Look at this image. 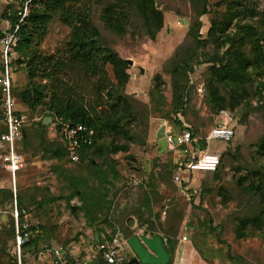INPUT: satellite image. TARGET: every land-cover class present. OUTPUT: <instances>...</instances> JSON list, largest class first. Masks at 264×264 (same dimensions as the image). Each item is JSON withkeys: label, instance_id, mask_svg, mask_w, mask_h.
<instances>
[{"label": "rangeland", "instance_id": "374dc122", "mask_svg": "<svg viewBox=\"0 0 264 264\" xmlns=\"http://www.w3.org/2000/svg\"><path fill=\"white\" fill-rule=\"evenodd\" d=\"M110 1L115 0H86L85 5L93 24L100 30L101 43L130 62H126L127 72L134 78L128 87L125 84L124 91L134 101L136 119L130 125L131 140L104 136L98 142L101 154H88L80 163L68 164L61 153L58 132L50 124H39L46 114L44 107L29 109L19 102L16 92L24 87L26 75L23 64L13 63L12 93L17 101L16 109L23 114L24 120L23 137L18 144L24 163L15 176L14 194L9 185L10 177L0 169V189L11 188L12 191L11 199L0 192V264H40L30 251L20 248L18 253L14 245L11 228L15 222V208L18 222L38 224L44 229L43 242L51 243L52 237L66 243L74 240L84 245V250L91 245L92 237L85 238L82 232L70 226L66 234L63 235L62 229L53 235L58 224L61 228L64 226L58 219L62 214L71 215L70 206L74 205L72 215L76 221L95 224L104 217L100 211L108 200L112 212L98 228L105 226L111 232L122 207L136 204L142 208L146 223L137 226V213L133 212L126 219L133 232L144 233L149 223L174 229V236L169 237L170 264L176 260L177 249L181 254L188 253L183 256L185 259L178 256L181 264H264V202L243 188L252 178L256 180L252 175L255 170L260 172L264 186V148L258 147L264 138V65H250L249 80L243 89L238 88L246 96L231 109L230 124L234 125L231 141L207 142L209 151L220 154L221 164L216 174L195 173L187 183L188 189L181 190L172 180L176 152L167 150L164 141L161 138L157 141L155 137L157 125L166 122L172 126L175 117L195 128L199 136L204 135L213 123L214 112L207 90L198 94L195 88L198 84L205 87L210 64L228 60L226 50H242L249 56L257 48L264 52V0H240L237 8L244 11L233 17L225 28V33L234 38L231 43L218 47L210 40L204 47L195 48L192 35L206 38L211 21L222 20L227 13L225 2L228 0H154L163 22L153 37L146 35L137 15L131 16L124 34L106 29L100 11ZM4 8L0 1V33L9 30V24L4 22ZM15 10L13 7L12 12ZM236 23L253 25L256 34L239 38ZM69 33V26L53 17L39 43L41 52L49 54L61 48ZM182 62L185 74L177 72L173 77L172 69ZM108 73L111 76L110 70ZM156 73L159 82L154 85L152 78ZM173 83L183 87V102L177 105L176 111L172 106ZM82 91L85 99L91 97L86 82ZM220 93L225 96L227 91L221 87ZM111 141L117 144L126 141L128 147L126 151L109 154L106 147ZM128 172H133L140 182L129 184ZM16 194L20 196L19 207L15 202ZM83 197L93 208L92 215L96 218L85 214ZM145 197L147 205L141 206ZM259 213L261 224H247L245 236L237 238L238 221ZM182 235L186 240H181ZM97 264L105 263L99 258Z\"/></svg>", "mask_w": 264, "mask_h": 264}, {"label": "trees", "instance_id": "16d2710c", "mask_svg": "<svg viewBox=\"0 0 264 264\" xmlns=\"http://www.w3.org/2000/svg\"><path fill=\"white\" fill-rule=\"evenodd\" d=\"M85 2L86 0L34 1L29 8L27 16L18 25V29L15 32L16 41L14 45V51L17 53L14 63L23 64L26 75L24 87L16 92L19 102L29 109L43 106L46 111L44 116H51V118L61 117L72 124L81 123L94 130L91 143L80 147V159L77 163H80L88 154H101V145L99 146L98 142L104 136L131 140L130 125L136 119L134 116V101L124 91V86L129 77L127 72L128 65L114 49L101 43L100 30L93 24ZM239 3L240 0H228L227 3L225 2L227 13L223 16L224 18L211 21L206 38L198 39L195 35H192L193 48L204 47L210 40L216 42L218 47L225 45L226 42L231 43L234 38L231 34L225 33V28L233 17L244 11L237 8ZM245 10L249 11L251 15L253 14L250 9L245 8ZM133 15H137L142 20L144 32L149 37H153L162 26L163 15L156 8L154 0L110 1L106 2L100 11V18L104 27L118 34L125 33L126 26ZM53 17H57L62 23L69 26L70 33L61 48L45 54L41 52L39 43L45 36ZM17 19L18 16L13 11L10 16L11 27L17 22ZM235 28L237 32H240L239 38L256 34L255 27L248 23H236ZM236 31L233 34L236 35ZM226 53L228 56L226 62L213 63L208 66V77L205 87L203 86V89L207 90L209 95L208 102L214 112V119L211 125L215 123L216 117L221 111L228 112L232 119L231 109L238 105L240 100L246 96V93L240 92L238 88L243 89L244 83L249 80V66L252 64L257 66L264 65V52L260 48L254 50L250 56L238 49L226 50ZM184 62L172 69L173 77L177 72L185 74V68L182 69ZM108 67L111 76H109ZM157 79H159L158 73L152 78L154 85L159 82ZM85 82L89 84L92 92L89 99L84 98L82 91L83 83ZM221 87H224L227 91L225 96L220 93ZM182 88L176 83L172 84V106L174 111L177 110V105L183 102ZM16 112L17 114H22L17 109ZM41 120L39 124L43 126L44 124H42ZM174 121H172V126L168 124L172 131L188 129L194 139L193 146H198L201 149L206 147V142L202 136L196 133L195 128L182 123L176 117ZM173 126L174 129H172ZM232 127L234 129V125ZM231 139L226 143L230 142ZM18 144L17 150L19 151ZM61 144V153L64 156L62 141ZM127 147L128 143L126 141L121 144L112 143L111 141L106 149L109 154H114L119 151H126ZM258 147L260 149L264 148V138ZM220 164L221 159L214 171L201 173L216 174ZM113 167V165L110 166L111 169H114ZM130 174L128 175V180ZM252 175L256 177V180L252 178L243 188L264 202L263 178L260 172L256 170L252 172ZM244 177L245 180L248 179L247 176ZM0 192H5L7 198H12L11 188L7 190L1 188ZM81 200L83 201L82 208H84L85 214L96 218V215H92L94 211L88 204L87 199L83 197ZM142 200L141 206L147 205L148 198L145 197ZM15 202L16 206L19 207V194L15 195ZM105 203L100 213L102 216L108 217L113 208L109 200ZM130 207H136L135 212L137 214L141 213V218L137 220V226L140 227L146 223L140 205L125 206L120 212ZM261 216V213H259V215L241 218L238 221V230L235 231V236L237 238L245 236L244 228L247 224L252 223L259 226L261 224ZM115 228L116 226L111 232L106 234V237H109L116 230ZM30 229V236L20 248L30 251L34 256L37 244L43 241V236L39 230L34 229L32 226H30ZM11 230L14 240V226ZM143 232L149 235L160 234L164 248L169 253L167 264H170L172 250L170 249L171 240L169 237L174 236V229L171 226L165 227L162 224L154 225L149 223L147 229H144ZM163 234H166L167 237ZM127 254L131 257L129 251Z\"/></svg>", "mask_w": 264, "mask_h": 264}, {"label": "built area", "instance_id": "2783aa9c", "mask_svg": "<svg viewBox=\"0 0 264 264\" xmlns=\"http://www.w3.org/2000/svg\"><path fill=\"white\" fill-rule=\"evenodd\" d=\"M4 4V22L9 24L7 32L0 33V167L10 177V184L14 194L15 174L23 166L24 158L17 150V144L22 139L23 114L16 112V98L12 94V65L14 63V45L18 25L27 16L29 8L36 0H1ZM16 8L17 22L11 27L10 16L12 8ZM198 94L203 92V85L196 86ZM230 115L221 111L216 121L202 136L204 141L222 140L229 141L234 136V129L230 124ZM57 131L64 147V159L69 164L79 162V149L82 145L90 144L94 130L81 123L72 124L61 117L51 119L49 123ZM162 140L167 150L175 151L173 161L172 180L181 190H187L188 181L192 180L195 173L214 171L219 164V154L209 151L206 147L201 149L193 146V137L188 129L172 131L164 125ZM140 182L136 177L129 178V184L136 185ZM14 245L18 253L20 246L27 241L31 234L28 222L17 221V210H14ZM183 229L186 225H182ZM181 240H186L182 235ZM126 238L119 229L109 237L98 240L93 246L86 248L73 256H68L61 244L40 241L37 244L34 259L40 264H92L101 258L105 264H123L130 256Z\"/></svg>", "mask_w": 264, "mask_h": 264}, {"label": "water", "instance_id": "95a60500", "mask_svg": "<svg viewBox=\"0 0 264 264\" xmlns=\"http://www.w3.org/2000/svg\"><path fill=\"white\" fill-rule=\"evenodd\" d=\"M127 63L129 60L124 59ZM140 68V72H141ZM51 116H43L41 122L46 125L51 122ZM164 125H161L156 132V137H162ZM136 208H128L122 211L118 216V229L126 238V242L133 252L127 261L123 264H167L169 253L163 245L160 234L148 235L145 233H135L126 225V217L135 212Z\"/></svg>", "mask_w": 264, "mask_h": 264}, {"label": "crops", "instance_id": "0c3cea01", "mask_svg": "<svg viewBox=\"0 0 264 264\" xmlns=\"http://www.w3.org/2000/svg\"><path fill=\"white\" fill-rule=\"evenodd\" d=\"M1 1V0H0ZM1 4H2V6L4 7V4L2 3V1H1ZM129 79H128V81H127V83H126V87H128V85H130L129 84V82H130V80H133V78H134V75L131 73V74H129V77H128ZM131 82H133V81H131ZM136 89V88H135ZM133 93H137V90H133ZM161 125H168V124H166L165 122H161V123H159L158 125H157V129H156V132H157V130L159 129V127L161 126ZM169 126V125H168ZM156 132H155V137H156ZM162 139V138H161ZM156 140L158 141V138L156 137ZM65 160V159H64ZM69 164V163H68ZM19 171V170H18ZM17 171V172H18ZM16 172V173H17ZM129 173V172H128ZM15 176H16V174H15ZM123 176H125L124 174H123ZM131 176H134V177H136V175L133 173H131L130 174V177ZM137 178V177H136ZM10 186H11V184H9ZM123 208V207H122ZM130 208H132V207H130ZM136 208V207H135ZM70 209H71V215H68V214H66V215H63L62 214V216L58 219V222L59 223H63L64 224V226L61 228V227H59V224L57 225V229L56 230H54V234L53 235H56V233L55 232H58V231H60V230H62L63 229V235L64 234H66V230H67V227H72V230H75V231H80V232H82L84 235H85V238L86 237H92V239H93V241H92V243H91V245H89V246H87L86 248H89V247H91V246H93L98 240H101V239H103V238H105L106 237V234L107 233H109L108 232V230H107V228L105 227V226H103V229L102 228H98V226H100L102 223L103 224H105V222L107 221V219H108V217H106V216H104L100 221H98V222H96L95 224H91V225H87V224H85L84 222H82V220H80V221H76L75 220V218L73 217V212H74V209H75V206L74 205H71L70 206ZM128 209V208H127ZM124 211V210H123ZM121 212L119 211V214H120ZM132 214V213H131ZM130 214V215H131ZM129 215V216H130ZM119 216V215H118ZM118 216H117V223L115 224V226H116V228L115 229H118ZM129 216H127L126 217V219L129 217ZM137 216V218L138 219H140L141 218V215L140 214H137L136 215ZM100 223V224H99ZM125 223H126V220H125ZM31 225V224H30ZM60 225H62V224H60ZM126 225H127V223H126ZM34 229H36V230H39L41 233H43V231H44V229L41 227V226H39L38 224H34V225H31ZM128 227L130 226V225H127ZM101 227V226H100ZM105 227V228H104ZM130 229H131V227H129ZM65 229V230H64ZM133 232V231H132ZM59 239H58V237H52V239H51V243H53V244H61V245H63V247L65 248V250H66V252H67V254H68V256L69 257H73V256H75L76 254H78L79 252H81L82 250H83V248H84V245H82V246H80L79 244H76L75 242H74V240H72V241H69V242H62V241H58ZM79 246L81 247L80 249H79ZM85 248V249H86ZM130 252V254H131V256H133V253H132V251L130 250L129 251ZM187 251H183L182 252V254L179 252V250L177 249L176 250V255H177V257H176V260H174L173 262H172V264H181V262H182V260H181V262H179L178 260H177V258H178V256H180L182 259L184 258L185 259V255L186 254H188V253H186ZM183 256H185V257H183ZM97 261H98V259L96 260V261H94L92 264H97Z\"/></svg>", "mask_w": 264, "mask_h": 264}]
</instances>
